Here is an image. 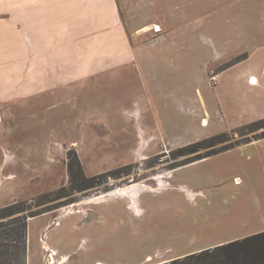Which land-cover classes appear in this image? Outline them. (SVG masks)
Returning <instances> with one entry per match:
<instances>
[{"label": "crops", "instance_id": "crops-1", "mask_svg": "<svg viewBox=\"0 0 264 264\" xmlns=\"http://www.w3.org/2000/svg\"><path fill=\"white\" fill-rule=\"evenodd\" d=\"M122 9L126 12L123 13ZM144 12L145 16L139 22L138 16ZM147 34L151 37L145 40ZM195 55L197 64L202 65L208 76H216L215 83L209 77L212 87L223 77L220 84L234 86V96L245 107L252 111L264 107V0H0V208L11 204L9 199L17 191V184L12 183L17 179L29 182L32 174L28 175L25 170L21 177L17 170V166L31 165L33 159L26 145L27 128L36 123L45 127L46 117L57 121L58 127L65 125L68 117H89L87 112L91 110L94 99L88 97L92 96L94 78L102 73L106 75L109 91L114 88V80L118 81L114 77H120L121 71L133 69L136 75H140L150 111L155 116L158 111L165 119V128L173 123V128L178 129L180 124H175L176 121L179 122L181 117L185 120L188 114V109L182 105L191 102V124L179 129H193V119L201 113L193 108ZM188 70L191 71V88H184L179 81L183 79L182 71ZM160 78H164L171 88L159 91L162 87L160 82L158 84ZM133 96L128 95V104H123L121 99L110 98L105 93L109 123L114 116L113 104L118 103L116 108L122 110L124 116L140 115L141 100H130ZM154 98L159 103L171 102L181 115L176 114L177 119L173 122L171 115L162 113L160 104L156 107ZM200 98L202 112L218 116L220 109H209ZM122 105H132L134 109ZM37 117L41 119L35 122ZM200 120L208 123L206 118L201 117ZM158 128L161 129L160 126ZM263 140L248 142L171 170L167 175L169 187L163 188L162 179L166 176L158 179V189L163 188L159 194H154L150 186H143L145 190L140 194L142 186L137 184V192L133 194L115 190L85 201L84 204L94 205L95 220L89 222L83 221L80 211L72 212L71 209H66L65 214L61 212L53 216L49 212L29 218L26 264L39 260L41 249L52 251L53 261L59 254L63 258L60 264H68L70 255L76 251V232L83 229L93 243L89 256L97 252L99 257L93 260V264H117L115 260L124 259V251L130 246L159 245L156 230L145 236L140 228L146 220L151 229L170 228L165 224L166 219H161L162 197H165L163 205L169 207L167 209L171 213L167 219L177 212L178 206L180 209L185 207L187 216L193 208L188 200L199 195L203 198L201 201L208 205L225 207L222 210L228 214V217H223L225 225L242 207L241 212L261 213L262 217L252 216L261 220L253 226L245 222L233 226L251 231L264 230V182L260 181L264 180V153L258 147ZM146 143L149 146L148 140ZM71 144L75 145L84 169L86 164L79 145L76 142ZM137 148L134 150L139 152ZM140 157L144 158L142 154ZM206 164L213 165L215 169H207ZM4 166L8 168L7 172ZM243 182L248 184L239 188ZM245 191L255 199L250 205L243 201H230L237 192L241 196ZM147 196L159 197L160 208L152 207L151 199L144 200ZM123 197L130 199V208L135 215L142 208L153 215L133 217L127 204L120 199ZM171 197L175 200L171 204L165 203ZM212 197L216 199L215 203ZM40 220L37 231L43 244L39 248L38 242L35 248L30 245V225ZM62 221H67V231L61 240L54 244L43 241L45 232L61 225ZM109 236L113 239L110 255L102 250L103 246L109 245ZM243 236L246 235L237 238L242 239ZM223 243H215L214 246ZM144 253L130 264L150 261L146 260Z\"/></svg>", "mask_w": 264, "mask_h": 264}, {"label": "rangeland", "instance_id": "rangeland-1", "mask_svg": "<svg viewBox=\"0 0 264 264\" xmlns=\"http://www.w3.org/2000/svg\"><path fill=\"white\" fill-rule=\"evenodd\" d=\"M124 12H126V9L123 10V13ZM141 13L138 16L139 22L145 16V12L143 14ZM221 13H226V11H221ZM151 16H153L152 13ZM138 19H135L136 24L139 23ZM150 37V34H147L145 40ZM181 77L183 79L180 78L179 82L183 83V87L191 88V83L189 82L191 80V71H182ZM209 77L210 76L205 72L202 65H200V63L197 64L195 55L192 84L194 93L193 108L201 111V113L198 118H195V120L193 119V129H179L180 126H189L191 124L189 110L192 108V104L188 101L186 104L183 103L182 106L188 109L187 118L184 120L181 117V119L178 120L179 122L176 121L175 124L179 123L180 125L178 129H174L172 125L173 123L169 124V128L163 126L165 119L160 117L158 111L156 116L150 111L151 109L146 101L148 95L146 94V91L144 92L143 90L144 84H141L140 75H136L133 69L123 70L121 71L120 77H114L115 79H118V81L114 80L113 91L112 89L109 91V88L106 86L105 73L100 74L94 78L95 82L92 86V96L88 97L94 99L91 110L87 112V115H90L89 117H86L85 115H83L82 118L79 115L70 119L68 117V119H66V124L59 127L57 126V121L53 118L46 117L47 123L45 127H40V124L37 125L36 123L27 128V131L29 132L26 133L25 136V138H28L26 145L28 150L32 152L33 159L31 165L26 167L17 166V170L18 173L21 174V177H23L25 170H27L28 175L32 174L29 177V182H22L20 179H17L16 183H12L17 184V191L9 199L11 202L10 205H16L19 203L25 204L28 202L25 206H16V209H23L24 212L19 215L24 216L38 214L40 212L41 214L39 215L52 212V215L54 216L61 212H64L63 214H65L66 209H71L72 212L80 211V215L84 218L83 221L89 222L90 220H95L93 216L94 205L93 203L84 204L87 199L106 195L124 187L135 186L133 188L137 189V184L142 186L140 188L141 191L145 190L143 189V186L144 188L145 186H150L154 189V194H159L162 192L161 190L163 188L169 187V180H167L168 173L175 168L181 167L182 164L192 161L195 157L202 156L214 149L218 150L224 148L225 146L233 145L236 147L246 144L247 141L252 142L262 140L258 138L264 133V128L249 132L246 130L245 126L254 121L263 119L264 107H257V110L254 109V111L248 109L243 102L234 96V86L227 85L226 83L221 85L220 83L223 78L221 77L219 81H217L215 87H212L209 83ZM175 79L172 81L176 84L177 82ZM160 80L161 81L158 79V84L160 82L162 87L159 88V91L163 92L171 88L164 78H160ZM187 81L188 85L186 84ZM149 89H152V87H149ZM148 91L149 93L151 92V90ZM152 92H154V90H152ZM199 92L201 94H199ZM105 93L110 95V98L112 96L115 99H121V103L123 104H128V95H134L130 100H132V98L140 99L142 103L140 110L142 112H140L139 116L137 113H133L130 116L125 114L124 116L121 113L122 110L118 111L116 108L118 103L113 104L114 116L112 122L109 123L110 116L107 114L105 108ZM200 96L204 103L208 105L206 107L209 109H220V112L217 114L218 116H215L212 113L209 116L202 112V100ZM153 100L157 104L156 107L159 104L163 108L165 104L168 105V107L164 109L161 108L162 113L167 112V114L171 115L173 122L177 119L176 114L181 115L180 110L176 109L171 102L159 103L156 98ZM122 106L134 109V106L132 105ZM70 109H72V107H70ZM109 109L111 110V108ZM101 115L103 116L100 117ZM195 115L198 114L195 113ZM201 117L208 119L207 125H201ZM40 119V117L35 118V122H38ZM104 119H106L108 123H105ZM158 126H160L161 129H159ZM231 131H234L235 133H232ZM225 132H231L229 134V139L217 144L215 147L199 149L196 152L184 156L176 155L177 149L181 147ZM146 140L150 142L149 146L146 143ZM71 142H76L77 145H79V150L81 151L84 163L86 164L83 171L87 177H93L109 172L108 176L106 175L99 180V184H95L88 189L80 191H70L68 189L69 176L66 167L67 153L70 150H74L77 153L75 145H72ZM261 143L263 144H260L258 147H260L259 149L264 153V140ZM136 146L140 149L139 152L134 150ZM140 154H142L144 158L141 159ZM205 166L207 169H215L211 164H206ZM118 168L124 169L114 172V170H117ZM202 168L204 169V167ZM3 169H5V172L8 170L5 166ZM163 176H166L162 179L164 187L158 189V179ZM260 181L264 182L263 179H260ZM247 184V182H243L239 188L245 187ZM62 187H65L66 193H68L67 196L52 199L54 196H51L50 193L58 192ZM204 191L207 193V189ZM143 192L144 191L140 192V194ZM239 193L240 192H237V196L229 200L233 202L243 201L244 203H247L245 205H250V202L255 200L253 195H250L248 191L242 192L243 194L241 196ZM48 194L50 196H48ZM164 198L165 197L161 198L163 199L161 219H166L165 224H167V226L170 225V228L162 229L156 227V229H151L147 220L142 223L143 228H140V232L145 236L150 235L148 234L150 231L156 230V242L160 244L155 246L150 244L144 246H130L129 249L124 251V259L115 260L117 264L133 263V261L140 257L144 251L145 258H147L146 260L150 259V261H145L142 264L168 263L175 259L183 258L204 250H212L215 247L236 241L238 240L237 237L240 235H246L245 237L243 236V238H246L259 233L264 234V230L251 231L247 229H237L233 226H239L240 222H245L248 226H253L255 223L259 224L261 219L258 218L256 220L252 216L262 217L261 213L249 214L247 211L241 212L242 207H240L235 212V215L232 213L233 219L231 222L226 223L225 225L223 217H228V214L222 212L225 207H220L216 204L208 205L205 201H201V196L197 195L193 200H188L190 203L189 205H192L193 208L192 210H189L187 216H185V207L180 209L181 207L178 206L177 212H172V217L167 219L171 213L167 209L169 207L163 205ZM107 199H110V197ZM120 199L127 204L126 206L129 208L128 211L133 217L141 218L146 214L147 217L153 215L149 211H145L143 208L139 214L135 215L134 211L130 208V199H128V197ZM211 199L214 203L216 202L215 198L212 197ZM1 200H3V196H1ZM135 200L137 203L138 198L136 197ZM144 200H149L152 207L155 205L156 207L158 206L157 209L160 208L159 197L149 198V196H147ZM174 200L175 198L171 197L170 199H166L165 203L171 204ZM14 217H16V215L10 218ZM10 218H0V222L7 224ZM234 222L236 223L234 224ZM40 223L41 220L30 225L32 239L30 245L35 248L36 245H38V242H40L39 248H41L43 244L41 239L38 238L39 233L37 229ZM60 223L61 225H55L52 229L45 232L43 241L45 239L54 244L57 240H61L60 238L62 234L67 231V221H62ZM85 231L86 230L83 229L76 232V251L74 254L70 255L72 257L68 264H89L90 261L91 264H93L94 259H99L97 252L94 253L92 257L89 256V250L92 248L91 246L93 243L85 235ZM235 234L240 235L236 236ZM151 235H153V233H151ZM40 238H42L41 235ZM220 242L225 243L214 246L215 243ZM112 243L113 239L109 236V245L102 247V250L105 253H108V255L111 253ZM52 257V251L48 249V252H45L41 249L39 260L36 259L32 261L31 264H52ZM23 258V262H18V264H26L25 254ZM62 259L63 258L60 257L59 254H56L54 256V264H60Z\"/></svg>", "mask_w": 264, "mask_h": 264}, {"label": "trees", "instance_id": "trees-1", "mask_svg": "<svg viewBox=\"0 0 264 264\" xmlns=\"http://www.w3.org/2000/svg\"><path fill=\"white\" fill-rule=\"evenodd\" d=\"M245 128L249 132L264 128V118L246 125ZM231 132L235 133L234 131ZM231 132L220 133L210 138L188 144L177 149L176 155L184 156L196 152L199 149L215 147L217 144L229 139V134ZM263 138L264 133L258 139ZM248 142L251 141H247V143ZM233 147V145H229L218 150H211L181 166L230 150ZM66 167L69 176L68 189L70 191L88 189L95 184H99V180L109 174L108 172L93 177H87L84 174L78 155L74 150H70L67 153ZM121 169L124 168H118L114 170V172L120 171ZM67 194L65 187H62L58 192L50 193L51 196H54L52 199H58L61 196H67ZM50 195L48 194V196ZM26 204H28V202L25 204L19 203L10 205L0 209V218H10L16 215V217L10 218L7 224L0 222V235H2L0 236V264H18V262H23L26 251L27 219L41 214L40 212L38 214L25 216L19 215L24 211L23 209H16V206H25ZM163 264H264V234L259 233L238 239L225 245L215 247L212 250H204Z\"/></svg>", "mask_w": 264, "mask_h": 264}, {"label": "bare ground", "instance_id": "bare-ground-1", "mask_svg": "<svg viewBox=\"0 0 264 264\" xmlns=\"http://www.w3.org/2000/svg\"><path fill=\"white\" fill-rule=\"evenodd\" d=\"M207 123H206V121L205 120H203L202 121V125H206ZM131 187V186H130ZM124 187V188H121V189H118V191H121L123 194H129V193H131V194H133V193H136L137 192V189H135V188H133V187H135V186H133V187ZM135 189V190H134ZM104 194V193H103ZM106 195H108V194H106ZM102 196H105V195H102ZM100 198V197H99ZM90 199H87L86 201H89ZM52 264H54V261H53V259H52Z\"/></svg>", "mask_w": 264, "mask_h": 264}, {"label": "built area", "instance_id": "built-area-1", "mask_svg": "<svg viewBox=\"0 0 264 264\" xmlns=\"http://www.w3.org/2000/svg\"><path fill=\"white\" fill-rule=\"evenodd\" d=\"M210 81H211L212 83H215V81H216V76H211V77H210Z\"/></svg>", "mask_w": 264, "mask_h": 264}]
</instances>
